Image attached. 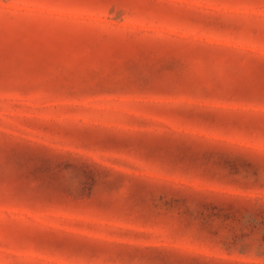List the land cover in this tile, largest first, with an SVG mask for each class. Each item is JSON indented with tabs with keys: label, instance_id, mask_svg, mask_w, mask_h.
<instances>
[{
	"label": "rangeland",
	"instance_id": "1",
	"mask_svg": "<svg viewBox=\"0 0 264 264\" xmlns=\"http://www.w3.org/2000/svg\"><path fill=\"white\" fill-rule=\"evenodd\" d=\"M0 264H264V0H0Z\"/></svg>",
	"mask_w": 264,
	"mask_h": 264
}]
</instances>
